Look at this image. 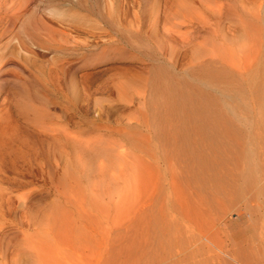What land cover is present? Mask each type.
I'll return each instance as SVG.
<instances>
[{"label": "rangeland", "instance_id": "374dc122", "mask_svg": "<svg viewBox=\"0 0 264 264\" xmlns=\"http://www.w3.org/2000/svg\"><path fill=\"white\" fill-rule=\"evenodd\" d=\"M263 134L264 0H0V264H264Z\"/></svg>", "mask_w": 264, "mask_h": 264}, {"label": "bare ground", "instance_id": "6f19581e", "mask_svg": "<svg viewBox=\"0 0 264 264\" xmlns=\"http://www.w3.org/2000/svg\"><path fill=\"white\" fill-rule=\"evenodd\" d=\"M213 11V10H212ZM211 11V12H212ZM15 14V13H14ZM23 14V13H22ZM65 33V32H64ZM48 39V38H47ZM48 40H50V39H48ZM54 40V39H53ZM64 40H66L67 41V39H66V35H65V39ZM32 43H33V45H35V46H37V45H42V43L40 42V41H36V40H32ZM29 52V51H28ZM208 119H209V116H208ZM205 121V120H204ZM210 125H211V122H210ZM212 130H214V129H212ZM209 132V131H208ZM209 134V133H208ZM64 136H65V138L67 139V138H69L68 137V135L67 134H65L64 133ZM211 136V135H210ZM251 136L252 135H250L249 137H248V140L246 141V156H245V163H244V165H243V168H242V171H243V173H244V184H247V186H250V187H256L255 188V191L257 190V193L256 192H254V195H256V194H260V200H259V204H261V206H262V209L264 208V186H262L261 185V181L260 180H262L263 181V179H260V180H258V178H252V177H254V171H257L256 170V165H255V161H256V154H257V140L254 138V139H251ZM209 137V136H208ZM210 139H211V137H209ZM213 140H214V135H213ZM231 138V137H230ZM262 138H264V134L262 135ZM228 136H227V134L224 132V133H222L221 134V138L219 139V137L217 138V139H215V141H214V145H223V144H225L226 145V143L228 144L229 143V141H228ZM213 140H211V143H209V144H212L213 143ZM208 141H209V139H208ZM210 142V141H209ZM209 144H208V146H209ZM230 144H231V146L228 144V146L227 147H229V149H233V151H235V149L237 150V146H236V144L233 142V143H231V141H230ZM210 147V146H209ZM264 167V166H263ZM205 172V174L204 173H202L201 175H202V177L204 178V179H207L208 181H211V176L206 172V171H204ZM213 179L215 180V178L213 177ZM263 184V183H262ZM254 188H253V190H254ZM249 190V189H248ZM230 192H232V191H230ZM252 193V192H251ZM253 195V196H254ZM258 195H256L257 197H258ZM256 196H254V197H256ZM4 199V195H2V194H0V201L1 200H3ZM258 199H256L255 198V201H257ZM249 209V208H248ZM263 211H264V209H263ZM248 212H250V210H248ZM251 213V212H250ZM249 217H251L250 215H249ZM245 219H247V218H245ZM248 220V219H247ZM250 220V219H249ZM252 220H254L253 218L251 219V224L253 225V222L254 221H252ZM255 221H256V219H255ZM263 221V220H262ZM248 222H250V221H248ZM246 224V223H245ZM250 224V226L252 227V225ZM255 222H254V227H255ZM261 225V224H260ZM250 227V228H251ZM252 229H253V227H252ZM251 231V230H250ZM252 231H254L255 232V230L253 229ZM246 232H248V224H246V228H245V233ZM251 233V232H250ZM259 233H261V232H259ZM252 235L254 236V233H252ZM249 238L250 237H247L246 238V240H247V243L249 242L248 240H249ZM262 237L260 236V239H261ZM258 239H259V237H258ZM253 240H255V239H253ZM253 244V243H252ZM264 254V253H263ZM251 257V256H250ZM250 257H249V259H250ZM254 257V256H253Z\"/></svg>", "mask_w": 264, "mask_h": 264}]
</instances>
